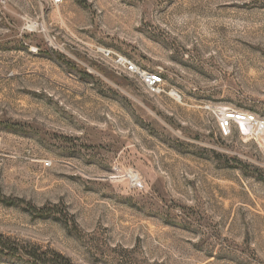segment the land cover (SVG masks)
Returning a JSON list of instances; mask_svg holds the SVG:
<instances>
[{
  "label": "rangeland",
  "instance_id": "1",
  "mask_svg": "<svg viewBox=\"0 0 264 264\" xmlns=\"http://www.w3.org/2000/svg\"><path fill=\"white\" fill-rule=\"evenodd\" d=\"M221 108L264 118V0H0V264H264Z\"/></svg>",
  "mask_w": 264,
  "mask_h": 264
},
{
  "label": "built area",
  "instance_id": "2",
  "mask_svg": "<svg viewBox=\"0 0 264 264\" xmlns=\"http://www.w3.org/2000/svg\"><path fill=\"white\" fill-rule=\"evenodd\" d=\"M55 1L58 2L59 0ZM118 63L124 72L140 79L149 92L156 94L162 91L163 79L160 72H148L136 63L123 58L119 59ZM217 125L218 130L223 135H229L233 127H236L244 137L264 135V118L257 117L249 112L236 111L232 108L218 110Z\"/></svg>",
  "mask_w": 264,
  "mask_h": 264
},
{
  "label": "trees",
  "instance_id": "3",
  "mask_svg": "<svg viewBox=\"0 0 264 264\" xmlns=\"http://www.w3.org/2000/svg\"><path fill=\"white\" fill-rule=\"evenodd\" d=\"M2 246L6 250H8V252H9L8 254H11L13 256H15L18 252L16 248L10 247V245H7L6 243H2ZM25 254L28 256V258H30L31 260H34L35 262H38V263L42 262L40 259H38V258H40V255H38L35 251H32L30 253H25Z\"/></svg>",
  "mask_w": 264,
  "mask_h": 264
}]
</instances>
